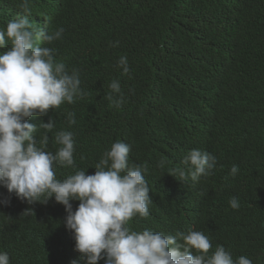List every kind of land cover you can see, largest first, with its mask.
<instances>
[{
	"label": "trees",
	"instance_id": "16d2710c",
	"mask_svg": "<svg viewBox=\"0 0 264 264\" xmlns=\"http://www.w3.org/2000/svg\"><path fill=\"white\" fill-rule=\"evenodd\" d=\"M69 9L71 22L52 47L56 62L79 71L85 95L50 109L44 122L52 119L54 128L35 135H47L46 150L54 153L60 131L74 134L75 167L56 165L57 178L94 174L103 153L126 142L130 162L148 168L152 197L149 216L130 220L132 230L201 231L212 243L209 255L223 245L234 259L264 264V0H72ZM121 56L128 74L116 66ZM216 71L221 86L210 98L200 90ZM114 80L125 94L120 107L108 99ZM69 112L75 124H68ZM192 149L213 153L217 164L211 175L182 182L168 172ZM8 195L5 189L1 199ZM233 197L239 209L231 208ZM71 203L75 210L80 202ZM1 208L7 234L0 249L11 252L10 264H51L46 248L19 255L12 241L22 228L34 242L63 224L65 206L54 197L29 205L12 194ZM66 255L61 244L59 264Z\"/></svg>",
	"mask_w": 264,
	"mask_h": 264
},
{
	"label": "clouds",
	"instance_id": "9594fccd",
	"mask_svg": "<svg viewBox=\"0 0 264 264\" xmlns=\"http://www.w3.org/2000/svg\"><path fill=\"white\" fill-rule=\"evenodd\" d=\"M33 1L34 5L28 0L0 3V240L7 234L1 203L10 204L12 194L29 205L46 204L54 197L65 206L63 224L41 231L34 242L26 241L22 228L12 241L19 255L35 254V247H44L48 261L59 264L63 244L67 255L62 264H253L244 255L234 259L223 245L209 255L212 243L201 231L173 235L150 228L132 230L130 220L149 216L152 197L145 178L148 168L130 162L131 145L126 142L115 141L94 165V174L79 170L57 178L56 165L75 167L74 134L60 131L55 140L61 147L54 153L46 150L47 135L39 141L35 135L42 127L49 132L54 128L52 119L44 122L50 109L75 103L85 93L79 71L69 72L64 63L56 62L52 47L71 22L72 0ZM118 46V40L110 45ZM201 61L217 70L214 59L203 56ZM116 66L124 74L130 72L126 56L119 57ZM216 74L203 77L201 94L216 96L221 86L216 84ZM110 88L108 99L120 107L125 101L120 82L112 81ZM67 120L75 124V113H67ZM181 164L168 173L182 182H197L212 174L217 157L192 149ZM238 172L239 166L233 165L230 175ZM5 189L9 195L1 199ZM73 200L80 202L75 210ZM229 204L240 208L236 197ZM8 253L5 246L0 249V264H10Z\"/></svg>",
	"mask_w": 264,
	"mask_h": 264
}]
</instances>
